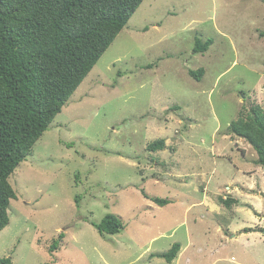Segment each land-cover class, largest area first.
Returning <instances> with one entry per match:
<instances>
[{
    "label": "rangeland",
    "instance_id": "obj_1",
    "mask_svg": "<svg viewBox=\"0 0 264 264\" xmlns=\"http://www.w3.org/2000/svg\"><path fill=\"white\" fill-rule=\"evenodd\" d=\"M197 39L213 45L194 53ZM253 104L264 110V0H145L11 176L0 260L264 264V168L228 132ZM108 214L117 235L92 225ZM177 243L172 263L156 257Z\"/></svg>",
    "mask_w": 264,
    "mask_h": 264
},
{
    "label": "trees",
    "instance_id": "obj_2",
    "mask_svg": "<svg viewBox=\"0 0 264 264\" xmlns=\"http://www.w3.org/2000/svg\"><path fill=\"white\" fill-rule=\"evenodd\" d=\"M144 1L0 0V232L10 223L11 200L17 199L11 176L33 154L36 143ZM211 45L212 39H197L194 53H205ZM189 75L200 81L205 69L191 70ZM228 132L250 144L257 165L264 168L262 107L243 108ZM166 145L165 140H158L148 150L164 151ZM76 198L78 204L80 198ZM152 201L161 207L170 203L160 198ZM224 203L230 206L234 201L230 198ZM92 225L101 235H117L124 228L114 214ZM58 248L56 241L52 250ZM180 249L177 243L156 257L172 263ZM0 264L13 263L7 258Z\"/></svg>",
    "mask_w": 264,
    "mask_h": 264
},
{
    "label": "crops",
    "instance_id": "obj_3",
    "mask_svg": "<svg viewBox=\"0 0 264 264\" xmlns=\"http://www.w3.org/2000/svg\"><path fill=\"white\" fill-rule=\"evenodd\" d=\"M230 197H231V196H230ZM231 199H234V198H232V197H231ZM225 200H226V199H225ZM234 200H235V199H234ZM245 213H246L247 215H250V213H249V212H245ZM248 213H249V214H248ZM253 234H254V233H253Z\"/></svg>",
    "mask_w": 264,
    "mask_h": 264
}]
</instances>
